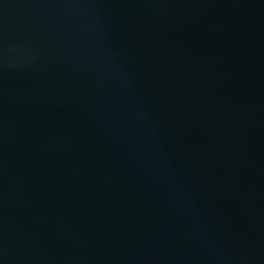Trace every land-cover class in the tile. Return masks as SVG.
<instances>
[{
    "label": "water",
    "instance_id": "95a60500",
    "mask_svg": "<svg viewBox=\"0 0 264 264\" xmlns=\"http://www.w3.org/2000/svg\"><path fill=\"white\" fill-rule=\"evenodd\" d=\"M0 264H264V0H0Z\"/></svg>",
    "mask_w": 264,
    "mask_h": 264
}]
</instances>
